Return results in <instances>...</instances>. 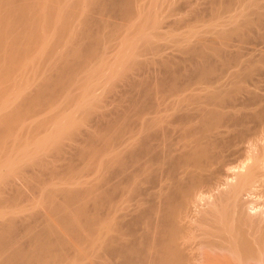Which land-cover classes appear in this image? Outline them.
<instances>
[{"label":"bare ground","instance_id":"bare-ground-1","mask_svg":"<svg viewBox=\"0 0 264 264\" xmlns=\"http://www.w3.org/2000/svg\"><path fill=\"white\" fill-rule=\"evenodd\" d=\"M170 1L0 0V99L7 98L3 102L0 100V158L5 160L14 151L15 147L11 149L10 146V153L1 152L12 139L10 136L16 134L17 139L11 141L17 140L18 144L24 140L26 146V141L29 139V144L34 137L32 134L24 139L26 128L32 127V133L40 127L39 133L41 126L46 128L45 133L50 128L54 130L53 134L51 129L46 135V141L40 143L42 139H38L39 145L35 141L36 148L31 147L34 151L30 148L34 138L28 148L22 142L24 150L21 151L20 142L19 151H15L17 154H10L18 155L16 161L0 159L4 162L0 161V165L8 161L6 171L9 170L11 175L3 182L1 176L6 177L8 172L0 174V207L20 204L21 200V203L32 201L28 198L34 196L25 192L27 186L36 183L32 179L40 178L37 179L40 183L56 170L58 173L59 168L64 167V170L65 160L66 164L68 160L73 163L71 169L74 170H70L77 172L71 173L67 166L68 173L65 170L64 174H72L71 182L77 183L75 180L88 170L91 174L89 181H81L85 175L88 177V172L84 173L85 178H79V185L73 184L72 189H67L70 182L68 187L64 184L67 188L62 186L56 193L48 189L50 186L46 187L48 190L41 187L50 199L46 204L52 213H48L56 217L57 223L64 224L65 233L74 234L75 243L58 228L47 229L38 224L45 221L40 219V207H33L34 212H29L32 210L27 207L28 211L22 209L20 215L18 208L15 209L17 215L14 210L9 214L15 215L10 216L5 211L8 215L0 220V264H264V0H200L198 5H194L197 0H180L181 4L176 0L174 8L173 3H167ZM167 4L171 5V10ZM5 6L9 7L3 15L1 11ZM166 8L172 12L169 17L165 15L168 18L162 14ZM189 11L194 12V19L186 18ZM79 16L81 19L76 21ZM206 17L214 20L208 19L211 21L208 22ZM201 18L208 23L203 22L206 29L204 24L199 25ZM197 20H200L199 24ZM186 29L188 42L179 48L182 56L162 52L166 48L161 49V36ZM141 30H147L146 35L143 36L145 31ZM118 32L122 37L126 35L124 39L129 41L124 42ZM111 33L112 36H106ZM208 33L212 35L210 38ZM136 34L141 36L138 38ZM133 36H137L135 42ZM108 37H112L110 42L114 45L105 42ZM113 37L121 38L125 47L137 48L139 44L138 48L144 46V51L152 52L154 56L158 54V59L150 58L148 63L143 61L146 67L154 62L161 64L158 75L146 76L150 75V67L146 71L136 54L133 57L126 54L123 59L132 61L119 65L125 69L139 68L137 74L133 71L126 74L116 65L109 66L107 62L111 55L106 57V54H110V46L122 45L120 41L119 44L115 42L116 39L113 42ZM177 42L180 43L179 37ZM206 45L209 47L204 49ZM93 64L98 70L91 69ZM87 67L91 72L85 70ZM141 67H145L144 73ZM110 70L113 71L108 75L106 71L110 73ZM27 71L31 74L30 78L24 79L27 83L15 78L22 77ZM84 71L89 72L84 74L85 77ZM121 75L128 83L126 89L121 87L124 91L117 88L119 92L121 90L120 98L114 93L118 97L116 101H122L116 103L120 105H115V97L110 98L113 102H104V98L100 101L99 89L93 80L104 86L107 79L112 77L111 83ZM14 78L21 85L17 83L20 88L11 92L8 91L9 83ZM82 78H85L82 81L85 88L90 84V81L85 82L86 79L93 81L84 92V97L89 95V98L81 95L85 89L79 88L83 87L79 84ZM73 85L79 89L75 87L71 93L80 90L78 96L84 99L77 102L76 107L73 103L67 107L73 106L76 110L72 108V112H78L77 115L72 116L69 111L66 115L71 114L70 118L61 119L57 115L63 110L62 106L66 107L64 104L68 105L65 100L70 102L76 94L67 95ZM64 88L67 92L63 97L70 98L61 97L64 104L60 105L63 100L59 101L61 98L58 97L62 96L61 89ZM92 98L100 102H94ZM104 103L98 111L96 106ZM111 105H114L113 109H110ZM79 110L84 111H81L83 114L86 112L82 114L86 117L83 120L91 117L89 121L78 123L82 119L76 120L81 116ZM38 112L40 115L51 112L48 116L53 114V117L46 119V123L45 117L43 121L36 118ZM72 121L74 125L79 124L73 130L75 134L76 130L80 131V137L78 132L76 137L73 131H70L72 135L65 131ZM16 128L24 132L23 139L20 138L21 130L20 137L17 136ZM62 133L70 140L74 137L75 146L70 142L73 146L68 150L63 144ZM12 142L9 144L13 145ZM60 146L63 150L58 151ZM52 148L54 158L61 151L59 157L62 160L58 157L55 162L62 164L47 167L54 162L51 158L46 162L48 165H43L50 158L52 150L49 149ZM64 148L68 150L65 155L62 153ZM4 153L7 157L2 156ZM81 157L86 158L83 159V170L78 173L82 165L76 163ZM50 171V177L49 174L42 177ZM74 174L81 176L72 179ZM22 176L30 183L23 181L26 189L20 184L22 181L18 183V178L26 180ZM64 178L59 179L61 183ZM80 183H85L86 189L80 187L83 185ZM4 190L10 191L8 196L4 195ZM66 203H73L75 209L65 211ZM49 214L48 220L52 219Z\"/></svg>","mask_w":264,"mask_h":264},{"label":"rangeland","instance_id":"rangeland-1","mask_svg":"<svg viewBox=\"0 0 264 264\" xmlns=\"http://www.w3.org/2000/svg\"><path fill=\"white\" fill-rule=\"evenodd\" d=\"M169 1H170V0H169ZM177 1H178V3H180V4H181V2H182V0H181V2H180V0H177ZM195 1H196V0H194V2H195ZM198 1L200 2V0H197V2H196L194 5H196V4L198 5ZM205 1H206V0H204V2H205ZM167 3H169V4L173 3V4H171V5L173 6L174 3H177V2H176V0H173L172 2L170 1V2H167ZM201 3L203 4L202 1H201ZM79 4H80V3H79ZM180 4H178V6H179ZM171 5H170V6H171ZM175 5H176V4H175ZM199 5H200V3H199ZM79 6H82V5L80 4ZM166 6H167V8L170 7L168 4H167ZM168 6H169V7H168ZM176 6H177V5H176ZM7 7H9V6H5V7H3L4 11L6 10L5 12H4V11H1V13H3V15H4L5 13H7V11H8V8H7ZM174 7H175V6H173V8H174ZM167 8H166V10H167ZM176 8H177V7H176ZM171 9H172V8L170 7V10H171ZM166 10H165V11H166ZM190 10H191V9H190ZM80 11H82V8H81V7H80ZM165 11H164L162 14H164V17H165V18H168V17L171 15L170 13H172V12H171V11L169 12V10H167L166 12H165ZM189 12H190L191 14H190ZM189 12H188L189 14L187 13L188 15L186 14V15H187L186 18L189 17L188 20H189L190 18H193L192 16H193V14H194L193 11H192V12L189 11ZM192 13H193V14H192ZM162 14H161V17H162ZM166 14H167V16H168V15H169V16L166 17V16H165ZM212 16H213V15H212ZM214 16H215V15H214ZM164 17H163V19H164ZM194 17H195V16H194ZM209 17H210V15H209ZM82 18H83V17H82ZM210 18H213V17H210ZM210 18L206 17L207 20H208V19L211 20ZM214 18H215V17H214ZM80 19H81V16L77 17L76 21H77V20L79 21ZM110 19L112 20L113 18H110ZM193 19H194V18H193ZM193 19H192V20H193ZM206 19H205V20H206ZM192 20H191V23L194 24ZM203 20H204V19H203ZM203 20H202V18H201V22H202V23L199 22L200 20H199V21L197 20L198 22H197V21H195V22H197L198 24L200 23V24H199L200 27H202L201 24H204L203 26H204V28H205V27H207L208 23H207L206 21H203ZM209 20H208V22H211V21H213L214 19L211 20V21H209ZM203 22H205L207 25H206L205 23H203ZM76 23H78V22H76ZM150 24H151V23H150ZM198 24L195 23V26L199 27ZM149 26H150V25H149ZM149 26L146 27V29H148ZM195 26H194V27H195ZM192 27H193V25H192ZM190 29H192V28H191V27L188 28L189 31H190ZM205 29H206V28H205ZM205 29H204V30H205ZM141 31L144 32L145 30H141ZM141 31H140V32H141ZM186 31H187V29H186L184 32H183V30H182V31L179 30V31L175 32V34H174V33H173V34H169V36H168V35H164V36H166V37L161 36V37L163 38V39L160 40V42H159V43L161 44V49H162V50H164L165 48H166V49H165V51H162V50L160 49V51H162V52H164V53H166V54H167L168 51H169L168 54H171V55H174V56H175V54H176V55H178L177 57L182 56L181 49H179V48L184 47L185 44H187V42H188V41H186V40H187L186 36H188V35H186V33H185ZM140 32H138V33H140ZM146 32H147V30L144 32L143 36L146 35V34H145ZM148 32H149V29H148ZM187 32H188V31H187ZM114 33H115V32H114ZM114 33H113V34H114ZM118 33H120V35H121V32H118ZM118 33H116V34H114V35L117 36ZM181 33H182V34H181ZM107 34H108V33H107ZM127 34H128V33H127ZM178 34H179V35H178ZM206 34H207V32H206V33L204 32V35H206ZM208 34L210 35V36L208 35L209 38H210L212 35H211V33H208ZM100 35L103 36V34H100ZM136 35L138 36V34H136ZM148 35H149V34H148ZM106 36H112V33H111V35L109 34V35H106ZM118 36H119V35H118ZM130 36H131V35H130ZM137 36H136V38H137ZM140 36H141V35L139 34L138 38H139ZM167 36H168V37H167ZM173 36H174V37H173ZM180 36H181V37H180ZM182 36H183V37H182ZM124 37H126V35H124L123 37H122V35H121V38L124 40V42H127V40L129 41V39H127V40L125 41ZM127 37H128V36H127ZM170 37H171V39H173V40H171ZM178 37H179L180 43L177 42ZM205 37H207V36H205ZM104 38H105V37H104ZM110 38H112V37H110ZM110 38H109V37L106 38V39H109V40L104 39L105 42H110V41L112 40V39L110 40ZM121 38H120V39H121ZM128 38H129V37H128ZM131 38H132V37H130V39H131ZM133 38H134L135 40H134V39H131V40H132V42H133V40H134V42H135V41H136L135 36H133ZM174 38H177L176 41H174V40H175ZM180 38H181V39H180ZM182 38L185 40V42H184V40H183ZM115 39H116V37H115ZM115 39H114V37H113V42H114ZM118 39H119V38H118ZM118 39H116L117 41L115 40V42L120 41V39H119V40H118ZM170 40H171V41H170ZM181 40H183V41H181ZM164 41H165V42H164ZM166 41H167V42H166ZM173 41H174V42H173ZM161 42H162V43H161ZM182 42H183V43H182ZM111 43H112V42H110L109 44H111ZM120 43H122V45H120L121 49H120V47L117 46V45H115L116 47L110 46V47H111V52L109 51L110 49H108L107 51H109L110 54H106V53H108V52H106V53H105V54H106V57H107V55H108V56H109V55L112 56V54H113L114 56H112V59H111V56H110V58H109L110 60L108 61L109 63L106 61V59H105V62H107V64H109V66H111L112 64H113L114 66L116 65V66H115L116 68H119V70H124V72H127L126 74H128V73L130 74V73H132V71H133L134 74H135V72H136V74H137V72H140V71H138L139 68H138V69H133V67H132L133 65H131V67H132L131 69H129V68L125 69L124 67H121L122 65L124 66L125 63H130V62L132 61L131 59H128L127 62H126V59H125V60L123 59V58L126 56V54H127V55H131V56H132L133 54H136V55L139 56V57H137L136 55H133V56H136V59H138V61L140 60L143 64H144L145 61H146V63H148L147 60L150 61V58H154V57H155V59H158V58H157L158 54H157V56H156V55L154 56L152 52L149 53V52L144 51V49L146 50V48H145L144 46H139V48H138V45H139V44H138V45H137V48H136V47H133V46H132V47L130 46V47L128 48V47H125L126 44L123 43V41H120ZM163 43H164V44H163ZM175 43H177V44H175ZM115 44H116V43H115ZM118 44H119V42H118ZM123 44H124L125 46H124ZM165 44H166V45H165ZM173 44H174V46H172ZM178 44H179V47H178ZM112 45H114V44L112 43ZM140 45H141V44H140ZM162 45H163V46H162ZM169 45H170V46H169ZM180 45H182V47H181ZM66 46H67V45H66ZM107 46H108V45H107ZM134 46H136V45H134ZM165 46H167V47H165ZM108 47H109V46H108ZM110 47H109V48H110ZM117 47H119V48L116 49ZM177 47H178V48H177ZM208 47H209V46H208ZM208 47H207V45H206L204 49H206V48H208ZM113 48H114V51H112ZM126 48H127V49H126ZM132 48H133V49H132ZM163 48H164V49H163ZM170 48L173 49V50H171ZM125 49H126V52H127V51H129V52L126 53V52H125ZM128 49H130V50H128ZM139 49H140V50H139ZM102 50H103V49H102ZM148 51H149V50H148ZM100 52L103 53L101 50H100ZM134 52H137V53H134ZM145 52H146L147 54H146ZM101 53H100V54H101ZM138 53H139V54H138ZM159 53H161V52H159ZM179 53H181V54L179 55ZM122 54H123V56H122ZM145 54H146V55H145ZM154 54H156V53L154 52ZM166 54H165V55H166ZM115 55H116L117 57H116ZM140 55H141V56H140ZM148 55H149V56H148ZM150 55H152L153 57L150 56ZM159 55L161 56L162 54H159ZM163 55H164V54H163ZM104 56H105V55H104ZM104 56H103V57H104ZM133 56H132V57H133ZM169 56H170V55H169ZM174 56H173V57H174ZM101 57H102V56H101ZM121 57H122V58H121ZM147 57H148V58H147ZM158 57H159V56H158ZM175 57H176V56H175ZM104 58H105V57H104ZM142 58H143V59H142ZM113 59H114V61H113ZM117 59H118V61H117ZM101 60H103V58H101ZM101 60L98 59L99 64H101ZM107 60H108V58H107ZM115 60H116V61H115ZM129 60H131V61H129ZM143 61H144V62H143ZM95 62H97V61H95ZM105 62H104V63H105ZM122 62H123L124 64H122ZM150 62H151V61H150ZM150 62H149V63H150ZM152 62H153V60H152ZM26 63H27V66H30V64H29L28 62H26ZM117 63H118V64H117ZM120 63H121L122 65H121ZM24 64H25V63H24ZM24 64L22 65L23 68L25 67ZM28 64H29V65H28ZM119 64H120L121 66H120ZM143 64H142V65H143ZM150 64H151V63H150ZM150 64H149V65H150ZM94 65H95V66H94ZM105 65H106V64H105ZM113 65H112V66H113ZM149 65H147V67H150V69L147 68V67L145 66V64H144V66L147 68V70H146V69H143V68H145V67H143V68L141 67V68H142V72H143V70L148 71V69H149V72H150V75H148L147 73L143 74V75H142V78H143V76H145L146 74H147L146 76H151V74H152L153 76H155V75H158V73L160 72L159 69H160L161 64H159V63L156 64V63L154 62V63L151 64L150 66H149ZM155 65H156V66H155ZM157 65H158V66H157ZM93 66H94V67H93ZM93 66H91V67H92L91 69L94 68V70H95V69L98 70V66H97L96 64H93ZM96 66H97V67H96ZM126 66H127V65H126ZM129 66H130V65H129ZM153 66H154L155 68H154ZM95 67H96V68H95ZM100 67L102 68L103 65H100ZM104 67H107V66H104ZM104 67H103V68H104ZM134 67H135V66H134ZM161 67H162V66H161ZM87 69L90 70V72H91V69H90L89 67H87L85 70H87ZM119 70H118V71H119ZM125 70H126V71H125ZM127 70H128V71H127ZM130 70H131V71H130ZM136 70H137V71H136ZM139 70H140V69H139ZM158 70H159V72H157ZM112 71H113V70H112ZM112 71L110 70V73H109V71H106V72H107V74L109 75V74H111ZM129 71H130V72H129ZM104 72H105V71H104ZM124 72H123V73H124ZM144 72H145V71H144ZM144 72H143V73H144ZM156 72H157V73H156ZM31 73H32V72H31ZM87 73H89V72L87 71V72L85 73V71H84V72H83V75H84V74L86 75ZM115 73H116V72H115ZM26 74H27V75H26ZM29 74H30V73H28V71H27V73H24V75H22V77L20 76V77H15V78H18V79L20 78L21 80H24V79L27 80L28 78L31 77V76H30L31 74H30V75H29ZM112 74H113V73H112ZM124 74H125V73H124ZM134 74H133V75H134ZM85 75H84L83 77H85ZM24 76H25L26 78H25ZM27 76H28V77H27ZM81 77H82V76H81ZM118 77H120V76H118ZM118 77H117V78H118ZM121 77H122V78H121ZM121 77H120L121 79L119 78V79H117V80H116V77H115V81H113L114 79H113L112 77L109 78V79H107V81H105V82H108V83H107L108 85L105 84L104 81H102V82H104V86L102 85L101 82H99V84H100L101 86H103V87H101V88H100V85H98L97 80H93V81H95L94 83L97 84L96 86H97V88L99 89V90H98V93H97V91H95V90H93V92H96V93H97L99 100L101 99L100 101H102L103 98H104V100H105L104 102H106V100H107V102H108L109 100H111L110 98H112V97H113V98H114V97L116 98L115 100L112 98L113 101H116V100L118 99L117 95H118V94H119V95L121 94V90H120V92H119V90H118L117 88L120 89L122 86H124V87H122V88H125V89H126L125 86H127L126 83H128V82H127V79H125V77H123L122 75H121ZM15 78H14V79H15ZM20 79H19V80H20ZM84 79H85V78H82L81 80H79V81H80V82H79L80 85H82V81H83ZM111 79H113V80H112V82H114L113 84H112V82L110 83ZM124 79L126 80V82H125ZM11 80H12V79H11ZM19 80H18V81H19ZM21 80H20V81H21ZM26 80H24V81L27 83ZM29 80H30V79H29ZM86 80H87V79H86ZM86 80H85V82L88 83V82L90 81L89 83H90V84H93V81L91 82V80H87V81H86ZM18 81H17V79H15L14 81L12 80L11 82H10V80H9L8 82H10V83H9L10 86H9L8 91H9V90H12L11 92H15V91H17V90L20 88L19 85H21L20 81H19V82H18ZM116 81H117V82H116ZM8 82H7V83H8ZM15 82H16V83H15ZM21 82H22V81H21ZM77 82H78V80H77ZM77 82L74 81L73 83H77ZM115 82H116V83H115ZM122 82H123V83H122ZM11 83H12V84H11ZM17 83H20V84L17 86ZM73 83H72V84H73ZM120 83H121V84H120ZM79 84H77V85H79ZM83 84H84V83H83ZM90 84H87V87H88ZM119 84H120V85H119ZM11 85H12V87H11ZM22 85H24V84H22ZM74 85H75V84H74ZM74 85H73V87H74ZM85 85H86V84L82 85L83 87H79V86H78V87L81 88V90H82V88H85ZM115 85H118V86H115ZM7 86H8V85H7ZM15 86H17V87H15ZM94 86H95V85H94ZM98 86H99V87H98ZM106 86H107V87H106ZM114 86H115V87H114ZM1 87H2V86H1ZM1 87H0V90L2 89ZM4 87H6V86H4ZM70 87H71V85H70ZM75 87H76V86H75ZM75 87H74L73 89H72V88H69V90H70V89H72V90H70V91H69L70 93L68 92L69 94H67V95H71V94L73 95L74 92H76V91H74L73 93H71V92L75 89ZM78 87H76V88H78ZM87 87L82 91V92H83V94H81L82 97H84V95H85L84 92H85V90L87 89ZM90 87H91V85H90ZM113 87H114V88H113ZM10 88H11V89H10ZM12 88H14V89H12ZM79 88H78V89H79ZM93 88H94V87H93ZM108 88H109V89H108ZM111 88H112V89H111ZM115 88H116V89H115ZM122 88H121V89H122ZM6 89H7V88H6ZM101 89H102L103 91H102ZM110 89H111V90H110ZM114 89H115V90H114ZM14 90H15V91H14ZM61 90L63 91V94H62V92H59V91H58V94H59V95L62 94V96H60V97H58V98L63 97L64 94L67 92V90H65V88H64V89H61ZM61 90H60V91H61ZM64 90H65V92H64ZM75 90H76V89H75ZM106 90H107V91H106ZM108 90H109V91H108ZM117 91H118L119 93H118ZM122 91H124V90L122 89ZM80 93H81V91H80V90H77L76 94L73 95L74 97L71 98L72 100L70 99V102H68V99H67L68 96H67V95H66L67 97H65V98L63 97V99H67V101L65 100V102H67L68 105H65V104L63 103L64 100H63L62 98H61V99H58L59 101H60V100H63V101H60V102H61L60 105L64 104V106H66L65 108H63V106H62L61 109H63V110L61 111L60 114L58 113V114H59V115H57L58 117H60L61 119H64L63 117H65V118L68 117L66 114L70 113L69 111L72 112V108H73V106L76 107L77 102H80V103H81L82 100H83L86 96H88V98L90 97L89 95H86L84 98H82L81 95L78 96ZM99 93H101V94H99ZM102 93H103V95H102ZM114 93H116L117 95H114ZM13 94H14V93H13ZM104 94H105V95L107 94L108 97H107V95L105 96ZM109 94H110V95H109ZM59 95H58V96H59ZM72 95H71V96H72ZM95 95H96V94H95ZM97 95H96V96H97ZM111 95H112V96H111ZM119 95H118V96H119ZM12 96H13V95H12ZM77 96H78V97H81L82 99L79 100V99L77 98ZM103 96H105V97H103ZM94 97H95V96H94ZM68 98H70V97H68ZM98 98H97V99H98ZM106 98H107V99H106ZM119 98H120V96H119ZM6 99H7V98L4 96V98H1L0 100H1V102H3V100H6ZM77 99H78L79 101H77ZM95 99H96V98H95ZM95 99L93 100V98H92V100H93L94 102H97V103L100 102L99 100H95ZM85 100H86V99H85ZM92 100H90V101L93 102ZM121 100H122V98H121ZM87 101H88V100H87ZM111 101H112V100H111ZM113 101H112V102H113ZM119 101H120V100H118V102H117V101L115 102V105H116V106H119V105H120V104L117 105V104L119 103ZM4 102H5V101H4ZM56 102H57V101H56ZM88 102H89V101H88ZM94 102H93V103H94ZM120 102H122V101H120ZM71 103H73V106H71L70 109L67 108V107H69L70 105H72ZM109 103H110V102H109ZM109 103H108V106H110ZM116 103H117V104H116ZM94 104H96V103H94ZM122 104H124V103H122ZM84 105H86V103H85ZM89 105H91V104L89 103ZM92 105H93V104H92ZM96 105H98V104H96ZM99 105H101V103H100ZM103 106H105V103H104V105H102V106H98V107L96 106V109H97V108H100V107H103ZM106 106H107V103H106ZM113 106H114V105H113ZM113 106L111 105L110 109H111V108L113 109ZM94 107H95V106H94ZM78 108H79V106L77 107V109H78ZM92 108H93V107H92ZM106 108H107V107H106ZM114 108H115V107H114ZM73 109L76 110L75 108H73ZM66 110H67V111H66ZM74 110H73V111H74ZM82 110H83V109H82ZM82 110H81V111H82ZM92 110H95V109H92ZM97 110H98V109H97ZM99 110H101V108H100ZM99 110H98V111H99ZM77 111H78V110H77ZM81 111L79 110V114H78V115H81V116H77L78 118H77L76 116L74 117V118H77L76 120H78L79 118H82V119L78 120V121H79L78 123H80L81 120H82L83 122H86L88 119L91 118V117L88 118L86 121L83 120V119L86 118L85 116L83 117V115H85L86 112L83 114L82 112H84V111H82V112H81ZM85 111H86V110H85ZM74 112H75V113H74ZM74 112H72V116H74L75 114L77 115V113H78V112H76V111H74ZM43 113H44V112H42V115H40L39 112L36 113V118H39V120H40V119L42 120V119L45 117V120H46V119H49V120H50V119L53 117V114H52V116L49 115L50 118H49V116H48V114H50L51 112H50V113L46 112L45 115H44ZM80 113H81V114H80ZM63 114H65L66 116L63 115ZM82 114H83V115H82ZM39 115H40L41 117H40ZM70 115H71V114H70ZM70 115H69L68 119L70 118ZM86 115H87V117H88L89 114L87 113ZM42 116H43V117H42ZM46 116H48V117L46 118ZM32 117H34V116H32ZM33 119H35V118H33ZM66 119H67V118H66ZM36 120H37V119H36ZM43 120H44V119H43ZM43 120H42V121H43ZM49 120H48V121H49ZM30 121H31V120H30ZM74 121H75V119H74ZM88 121H89V120H88ZM93 122H94V121H93ZM93 122H92V123H93ZM46 123H47V120H46ZM72 123H73V121H72ZM76 123H77V121H76ZM78 123H77V124H78ZM42 124H43V123H42ZM77 124L74 125V123H73V124L69 123V125L66 126L67 129H66L65 131H67V130H68L69 132H70V131H71V132L73 131V135H74V134H75V133H74L75 130H73V129H74V127L77 126ZM86 124H87V123H85V125H86ZM78 125H79V124H78ZM33 127H36V125H34ZM31 128H32V127L29 128L30 130H28L27 128H26L27 130L25 129V132H26L25 134H26V136L24 135V132H22L21 129L18 130V129L16 128L18 131L15 129L16 132H17V136H18V134H19V137H20V135H21V134L19 133L20 130H21L20 132L23 133V134L21 135V137H20L21 139H23V138H22L23 136H25L24 139H25V138L28 139L29 137H32V136L34 135V137H33V138H34L33 143H32L33 138H32L31 141H30V143H32L33 146H32L30 143L27 144V141H28L29 139L26 141V146H25L24 140H22V141L19 140L21 143H22V142L24 143V147H25V148H28V146H30V145H31L30 148H31V147L34 148V147L36 146L37 143H38L37 145H39L38 139H39V140L42 139V141H40V143L46 141L47 139H45V137L47 138L46 135H48V133H49V132L51 131V129H52V128H50L49 130L47 129L48 131L45 133V131H46L45 129H46V128H42V126H41V129H43V130L40 129V132H39V133H38V131H39V128H40V127H39L38 129L36 128V130H33V131H36V133H37V135H35V134H36L35 132H34V133L30 132V131H31ZM76 128H77V127H76ZM76 128H75V129H76ZM83 128H84V126H83L82 128H80V130L83 129ZM32 129H33V128H32ZM71 129H72V130H71ZM15 130L13 131V133L15 132ZM52 130H53V129H52ZM23 131H24V130H23ZM76 131H77L78 133L80 132V131H78V130H76ZM27 132H28V133H27ZM43 132L45 133V135L42 134ZM53 132H54V130L52 131V134H53ZM63 132H64V131H63ZM71 132H70V134H71ZM77 132H76V134H75L76 137H77V134H78ZM11 133H12V132H11ZM29 133H30V134H29ZM64 133H67V132H64ZM64 133H62V134L64 135L63 138H62V141H63L64 143H63V142H62V143H63V144H66V145L68 146V150H69V147H72L76 142H75V140L72 142V140H73V138H74V137H71L72 134H71V135L68 134L69 137L72 138V140H70L69 138H67L68 136L65 137L67 134H64ZM27 134H28V135H27ZM32 134H33V135H32ZM52 134L50 133V135H52ZM10 135H11V134H10ZM10 135H9V136H10ZM15 135H16V134H14V136H13V134H12L13 137L10 136V138H12L11 140H13V138H15ZM78 135H79V137H80V133H79ZM27 136H28V138H27ZM36 136H37V138H35ZM38 137H39V138H38ZM48 137H49V136H48ZM20 138H18V139H20ZM64 138H66V139H64ZM15 139H17V137H16ZM68 139H69V141H68ZM75 139H76V138H75ZM11 140H10V142H12ZM77 140H78V138H77ZM35 141H36V144H35ZM10 142H9V143H10ZM14 142H15V141H14ZM17 142H18L17 140H16L15 143L12 142L13 145H11V144L8 143L9 146H8V144H7V145L5 144V146H4L5 150H9V151L1 150V152L4 151V152H6V154H8V152L10 153V150L13 149L14 147H15V148L13 149V150H14L13 152H15V151L17 152V150H18L17 148L20 146V145H18V144H21L20 142L17 144ZM28 142H29V141H28ZM66 142H67V143H66ZM70 142H71L72 144H73L74 142H75V143H74L73 145H71ZM23 143L21 144V145H22V147H20L21 149H19L20 151L23 149ZM68 143H69L71 146H69ZM77 143H78V142H77ZM34 144H35V145H34ZM63 144H62V146H63ZM78 144H79V143H78ZM3 145H4V144H3ZM17 145H18V146H17ZM27 145H28V146H27ZM10 146H12L11 149H9ZM67 146H65V148H66ZM74 146H75V145H74ZM76 146H77V144H76ZM87 146L89 147V143H88ZM2 147H3V146H2ZM6 147H7V148H6ZM33 148H31L32 151H34ZM35 148H36V147H35ZM35 148H34V149H35ZM65 148H64V152H62L63 154L65 153V151H68V150H65ZM85 148H86V147H85ZM89 148H90V147H89ZM89 148H86V149L89 150ZM2 149H3V148H2ZM60 149H61V146H60V148H58L57 150L59 151ZM19 150H18V151H19ZM23 150H24V149H23ZM25 150H26V149H25ZM39 150H40V149H39ZM49 150H50V151L52 150V151H51V154L49 155L50 158H49L48 160L46 159L47 161H45L43 165H45V164L48 165V163H46V162H48L49 160H51V158H53V161H54V162H52V164H50V166L48 165L47 167H51V166H53V164L56 163L55 161H56V159H58L59 155H62V154H61V151H60V152H57V153H56L57 155H56V156L54 155V156H55V158H54V157H52V156H53L54 149L52 148V149H49ZM61 150H63V148H62ZM87 150H85V151H87ZM11 152H12V151H11ZM13 152H12V153H13ZM16 152H15V153H16ZM23 152H25V151H23ZM35 152H36V151H35ZM12 153H10V154L13 155ZM15 153H14V154H15ZM47 153H50V152L47 151ZM58 153H60V154H58ZM10 154H9L8 157H7V155H5V153H4L2 156H6V157H7L6 159H7L9 162L16 161V156H18V155H16L17 153L15 154V156H11ZM18 154H20V153H18ZM54 154H55V152H54ZM20 155H21V154H20ZM64 155H65V154H64ZM47 156H48V155H47ZM9 157H12L13 159L11 158V159H10L11 161H10V160L8 159ZM89 157H90V156H89ZM89 157H87V159H89ZM46 158H47V157H46ZM84 158H86V157H83V158L81 157V159H78L79 163H76V164H79V166L82 165V167L80 166L81 169H80V171H78V173H80L81 170H83L82 168H84V165H83V163H84L83 159H84ZM0 159H1L2 161H4V162H5V160H6V159L4 160V157H1ZM17 159H18V158H17ZM59 159H60L59 161L62 160V158H60V157H59ZM1 160H0V161H1ZM2 161H1V162H2ZM8 161H7V162H8ZM65 161H66V160H65ZM65 161H63V162H64L63 164L66 165L65 169L62 170L64 167H61L62 169H60V168L58 169V170H60L58 173H60V172L62 171L60 175H59L58 173H56V172H57V170H56L55 172H54V171H53V172H54V174H56V175L58 174V176H56V175H54V174H51V177H50V174H49V173L52 172V171H50V172H48V173L42 175V177H43V176L45 177L46 175L49 174L48 176H49L50 178H48V177L46 176L47 179L44 178V179H46V180H44V181H43L42 178H41L42 181H41V182L39 181L40 183L37 182V179H38V178H37V179H36V178H33V179H32L33 181H36V183H32L33 181L30 179V180L32 181V182H31V183H32L31 185H33V186H34V185L36 186L37 184H38V185H39V184L41 185L42 183H44V185L42 184L41 186H38V185L36 186V188H38V189L40 188L39 191H37L38 189L35 190V189H36V188H34L35 186H34V187H31V185H29L30 183L28 182V180H27L26 177H25L26 180H22V179L19 180V178H18V183H20V182L22 181V182L20 183V184L22 185V187H24L22 183H24V182L26 181L25 183L28 184V185L31 187V188H30V187L27 186V189L30 188L29 190H32L33 193H31L32 191L28 192L29 190H27L26 187H24V189H26L25 192H27V194H29V195L31 194L30 197H32V196H34V197H32V198H28V199H31V200H32V201H29V200H28L29 202L27 201V199H26L27 202H24V201H25V200H24V201H23L24 204H22L23 202L21 203V201H22V200H21V201L19 202L20 204H17V203H16L17 205L15 204V205L12 206V203H10V205H7V206H9V207H7V206H5V205H3V207H2V205H1V207H0V220H2L1 217H6L9 213H11L12 210H14L13 213H15L17 210L20 211V210H22V209H23L22 211H28L27 209H29V207H30V209H31L32 211L29 210V212H34V211H33V210H34L33 207H35V209H36V207H40V208H42L41 210H40L39 208H37V209H39L38 212H39L40 215H41L40 219H41V220H45V221H44L43 223H38V224H40L42 227L47 228V229H48V228H52V227H55L56 229L58 228L59 230H61V231L66 235V238H68L69 240H72V241H73V240H74V239H73V235H74V234H70V236H69V234H68L67 232L65 233L64 224L62 223V225H61V223H59V222L57 223L56 221H58V220H55V219H54V218H56V217L51 216V214L48 213V212H51V211H48V209H49L50 207L48 206V204H46V201H48V200H50V199H49L48 196H46V191L42 189L43 187H44V189H45L46 187L48 188V187L50 186V188H48V189H50V190L52 189V192L55 191V193H56V190L61 189L62 186H63L62 188L66 187V186L68 187V183H69V182H70V183H69L70 185H69L68 188L66 187L67 189H70V187H71V189H72V188L74 187V186L72 187L73 184H74L75 187H76L77 185H79V184H77V183L79 182V178H81V177H84V178H85V176H86L85 179H82V180L80 179L81 181H83V180L85 181L86 179H88V181H89V179H90V177H91V174L89 173V170H88V171H86V172H88V173H86V172H84V173L88 174V177H89V174H90V177H89V178L87 177V175L83 176L84 173H82V176H81V174H78V175H80L81 177H79L78 179L76 178L77 180H75V181H77V183L74 182V181L71 182V179H69V178H70L71 175H72L71 173H74V172H75V171H73V172L71 171V170L73 169V168L71 169V167L73 166V165H72L73 163H71V162L69 163V160H68V163L66 164ZM82 161H83V162H82ZM88 161H89V160H88ZM88 161H87V162H88ZM4 162H2V163H4ZM7 162L5 163V165H4V164H1V165H0V174H2L3 172L6 174V173L8 172V173L6 174V177H5L4 174L1 176V178H2V177H3V178H2V179L0 178V179H1V180L4 179L3 182H5V181H7L8 179L11 178V175H10V173H9V170L6 171V167H8V166H7V165H8ZM49 162H50V161H49ZM76 162H77V160H76ZM57 163L59 164L60 162H57ZM57 163H56V164H57ZM85 163H86V162H85ZM88 163L90 164V162H88ZM88 163H87V165H88ZM58 164H57V165H58ZM60 164H62V163H60ZM70 164H71V165H70ZM36 165H37V164H35L34 166H36ZM38 165H39V164H38ZM38 165H37V166H38ZM65 165H64V166H65ZM68 165H69V166H68ZM74 165H75V164H74ZM87 165H86V166H87ZM37 166H36V167H37ZM67 166L70 167V168H68L69 170L71 169V170H70L71 173H70V171H69V173L71 174L70 176L67 175V174H66V176H65V174H64L65 170H66V173H68V169H66ZM75 166H76V165H75ZM77 166H78V165H77ZM77 166H76V167H77ZM79 166H78V167H79ZM88 166H90V165H88ZM38 167H39V166H38ZM40 167H41V166H40ZM45 167H46V166H45ZM78 167H77V168H78ZM42 168H43V167H42ZM87 168H89V167H87ZM4 170H5V171H4ZM73 170H74V169H73ZM75 170H77V169L75 168ZM90 171H91V170H90ZM75 173H77V172H75ZM62 174H63V175H62ZM7 175H8V176H7ZM53 175H54V176H53ZM74 175H75V174H74ZM78 175L72 176V179H73L74 177H76V176L78 177ZM55 176H56V177H55ZM62 176H63V177H62ZM67 176H68V178H67ZM7 177H8V178H7ZM9 177H10V178H9ZM29 177H30V176H29ZM64 177H65V178H64ZM5 178H6L7 180H6ZM22 178L25 179L23 176H22ZM52 178H53V179L55 178V179L53 180ZM60 178H64L63 180L61 179V180L63 181V183H61V181L59 180ZM66 178H67L68 180H70V181L66 180ZM56 179L59 180V181H57ZM38 180H40V178H39ZM51 180H52V181H51ZM65 180H66V181H65ZM23 181H24V182H23ZM46 181H50V182H48V184H45ZM1 182H2V181H1ZM3 182H2V185L4 186V183H3ZM27 182H28V183H27ZM54 182H55V183H54ZM86 182H87V181H86ZM25 183H24V185L26 186ZM60 183H61V184H60ZM64 184H66V186H64ZM80 184H83V183H80ZM84 184H85V183H84ZM84 184H83L82 186L80 185V187H84V186H85ZM86 184H87V183H86ZM0 185H1V183H0ZM57 185H58V187H57ZM89 185H90V184L88 183L87 186H89ZM5 186H6V185H5ZM87 186H86V187H87ZM1 187H2V186H1ZM41 187H42V188H41ZM55 187H56V189H54ZM89 187H90V186H89ZM89 187H87V188H89ZM2 188H4V187H2ZM32 188H34V189H32ZM47 188H46V189H47ZM84 188H85V187H84ZM4 189H6V188H4ZM41 189H42V190H41ZM48 189H47V190H48ZM82 189H83V188H82ZM85 189H86V188H85ZM6 190H7V189H6ZM6 190H4V191H6ZM23 191H24V190H23ZM34 191L37 192V193L35 194ZM7 192H10V191H9V190L6 191V193L4 194L5 196H6V194H7V196H8V193H7ZM25 192H24V193H25ZM42 192H43V193L45 192V193L43 194ZM9 194H10V193H9ZM32 194H34V195H32ZM48 194H49V193H48ZM11 195H13V194L11 193ZM35 196H36V197H35ZM37 196H38V197H37ZM43 196H45V199H42ZM34 198H35L36 201L34 200ZM55 198H57V201H60V202L63 201L62 203H65V200L61 199L60 197H59L60 199H59L58 197H55ZM43 200H44V201H43ZM14 202H15V201H14ZM17 202H18V201H17ZM31 203H32V204H31ZM34 203H35V205H33ZM42 203H44V204H43L44 206L42 205ZM70 203H71V202H70ZM70 203H66V204H65V207H66V208H65V211H69V212H70V211H73V209H75V208H74L75 205H74L73 203H72V204H70ZM26 204H27V205L29 204V205L26 206V207H23V206H25ZM19 205H20V206H19ZM40 205H41V206H40ZM45 205H46V206H45ZM15 206H16V207H15ZM10 207H12V208H10ZM27 207H28V208H27ZM44 207H45V208H44ZM46 207H47V208H46ZM17 208H18V209H17ZM25 208H27V209H25ZM15 209H17V210H15ZM44 209H45V210H44ZM9 210H10V211H9ZM5 211H6L8 214L5 213ZM40 211H41V212H40ZM13 213H12V214H13ZM18 213H19V215H20V213L23 214V212H21V211H20V212H17V214H18ZM24 213H25V212H24ZM51 213H52V212H51ZM12 214H9L8 216H10V215H12ZM15 214H16V213H15ZM15 214H13V215H15ZM17 214H16V215H17ZM26 214H27V213H26ZM30 214H31V213H30ZM30 214L28 213V215H30ZM48 214L51 216L52 219H49V220L47 219V218L49 217ZM53 219H54V220H53ZM3 224H4V223H3ZM6 224H9V223H5L4 225H6ZM82 224H83V223H82ZM84 224H86V223H84ZM75 242H76V241H73V243H75ZM54 255H55V254H54ZM54 255H52V256H54ZM52 256H51V258H52ZM0 258H1V255H0Z\"/></svg>","mask_w":264,"mask_h":264}]
</instances>
